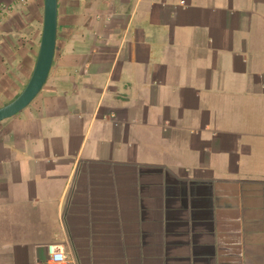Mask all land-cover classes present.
<instances>
[{
	"label": "crops",
	"instance_id": "obj_1",
	"mask_svg": "<svg viewBox=\"0 0 264 264\" xmlns=\"http://www.w3.org/2000/svg\"><path fill=\"white\" fill-rule=\"evenodd\" d=\"M42 13L0 0V105ZM0 264H264V0H58L0 121Z\"/></svg>",
	"mask_w": 264,
	"mask_h": 264
},
{
	"label": "water",
	"instance_id": "obj_2",
	"mask_svg": "<svg viewBox=\"0 0 264 264\" xmlns=\"http://www.w3.org/2000/svg\"><path fill=\"white\" fill-rule=\"evenodd\" d=\"M58 0H43L41 34L33 69L22 89L0 105V121L24 109L44 85L54 57L57 37Z\"/></svg>",
	"mask_w": 264,
	"mask_h": 264
},
{
	"label": "built area",
	"instance_id": "obj_3",
	"mask_svg": "<svg viewBox=\"0 0 264 264\" xmlns=\"http://www.w3.org/2000/svg\"><path fill=\"white\" fill-rule=\"evenodd\" d=\"M47 250L49 254V261L51 263H60L65 259L63 251H61L56 244H49L47 246Z\"/></svg>",
	"mask_w": 264,
	"mask_h": 264
},
{
	"label": "rangeland",
	"instance_id": "obj_4",
	"mask_svg": "<svg viewBox=\"0 0 264 264\" xmlns=\"http://www.w3.org/2000/svg\"><path fill=\"white\" fill-rule=\"evenodd\" d=\"M10 99H11V98H10ZM10 99H9V100H10ZM4 102L6 103V100H5V99L3 100V104H4ZM1 104H2V103H1Z\"/></svg>",
	"mask_w": 264,
	"mask_h": 264
}]
</instances>
